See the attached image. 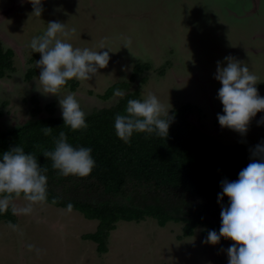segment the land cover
<instances>
[{
    "label": "rangeland",
    "instance_id": "obj_1",
    "mask_svg": "<svg viewBox=\"0 0 264 264\" xmlns=\"http://www.w3.org/2000/svg\"><path fill=\"white\" fill-rule=\"evenodd\" d=\"M0 41L14 51V68L0 77V130L47 116L49 102L58 114L109 107L116 96L98 94L127 81L139 90L137 109L162 117L190 107V123L222 144L259 143L264 163V0H0ZM138 63L150 68L132 80ZM39 66L48 71L25 77ZM64 76L77 85H61ZM133 186L116 201L127 203ZM87 190L84 198L103 201ZM1 206L15 223L0 220V264H238L240 246L254 239L237 231L233 243L212 241L202 226L179 237L182 221L147 217L118 222L100 251L84 237L97 220L78 210L22 195L0 197Z\"/></svg>",
    "mask_w": 264,
    "mask_h": 264
},
{
    "label": "trees",
    "instance_id": "obj_2",
    "mask_svg": "<svg viewBox=\"0 0 264 264\" xmlns=\"http://www.w3.org/2000/svg\"><path fill=\"white\" fill-rule=\"evenodd\" d=\"M13 55V49L0 41V77L14 68ZM38 68L48 71L32 67L25 77L31 78ZM148 68L138 63L131 79ZM140 79L145 82L147 74ZM48 80L52 84L53 79ZM60 83L75 87L78 82L64 76ZM122 90L128 91L119 96ZM138 94L129 82H116L98 94L101 100L116 96L109 107L58 114L49 102L44 107L47 116L0 130V197L27 196L96 219L95 231L84 237L100 251H105L118 222L151 217L161 226L182 221L179 237L193 235L202 226L205 239L233 243L237 231L248 232L254 239L240 246L237 262L264 264L260 144L224 145L190 123V107L182 105L158 117L150 109L133 106ZM37 103L34 97V114L42 110ZM241 109L239 105L237 111ZM225 115L222 108L221 116ZM129 182L136 185L134 193L127 203H119L115 197L127 196ZM87 188L100 193L103 201L84 198ZM70 191L73 198L66 197ZM12 211L1 206L0 220L15 223Z\"/></svg>",
    "mask_w": 264,
    "mask_h": 264
},
{
    "label": "flooded vegetation",
    "instance_id": "obj_3",
    "mask_svg": "<svg viewBox=\"0 0 264 264\" xmlns=\"http://www.w3.org/2000/svg\"><path fill=\"white\" fill-rule=\"evenodd\" d=\"M250 1H253V0H250ZM230 13H232V12H230Z\"/></svg>",
    "mask_w": 264,
    "mask_h": 264
}]
</instances>
